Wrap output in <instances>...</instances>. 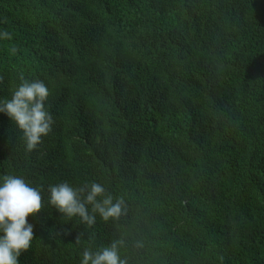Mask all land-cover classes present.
I'll use <instances>...</instances> for the list:
<instances>
[{"label": "trees", "instance_id": "16d2710c", "mask_svg": "<svg viewBox=\"0 0 264 264\" xmlns=\"http://www.w3.org/2000/svg\"><path fill=\"white\" fill-rule=\"evenodd\" d=\"M4 32L0 101L41 80L55 121L27 152L0 112V184L43 200L20 264H80L121 234L128 264H264V0H0ZM62 182L101 184L127 216L68 220Z\"/></svg>", "mask_w": 264, "mask_h": 264}, {"label": "clouds", "instance_id": "9594fccd", "mask_svg": "<svg viewBox=\"0 0 264 264\" xmlns=\"http://www.w3.org/2000/svg\"><path fill=\"white\" fill-rule=\"evenodd\" d=\"M10 38L9 33L2 34ZM22 83L14 91L11 99L0 101V112L15 122L23 133L27 152L37 150L43 143L42 138L52 132L55 123L46 107L50 90L41 80L29 81L23 76ZM49 203L71 220L79 217L80 222L91 228L98 213L104 222H119L127 216L129 205L123 196L114 198L105 188L96 182L73 188L68 182L49 186ZM88 205L91 206L89 212ZM41 190L30 186L18 176L5 175L0 184V264H20V257L31 248L35 237L34 226L29 216L42 212ZM83 233L76 237L81 242ZM91 239V237H89ZM125 235L113 239L109 246L93 251L87 247L82 252L80 264H128L127 258H121L120 249L127 246ZM133 247L142 249L144 242L135 240ZM223 261V257H220Z\"/></svg>", "mask_w": 264, "mask_h": 264}]
</instances>
